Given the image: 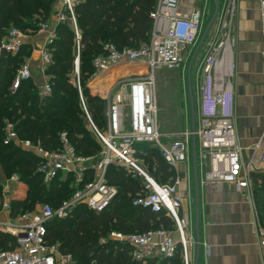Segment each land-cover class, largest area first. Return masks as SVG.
Segmentation results:
<instances>
[{"label": "built area", "instance_id": "built-area-1", "mask_svg": "<svg viewBox=\"0 0 264 264\" xmlns=\"http://www.w3.org/2000/svg\"><path fill=\"white\" fill-rule=\"evenodd\" d=\"M82 1L58 0L52 22L39 20L38 28L29 32L13 27L5 39L0 40V61L4 52L14 54L22 44L30 48V56L15 72L12 90H16L21 81L34 76L31 59L35 55L38 59L36 74L42 78L37 85L38 94L48 96L51 92L46 74L51 63L49 45L55 38L56 25L69 22L76 38L72 81L78 89L87 126L101 146V151L96 155H78L63 132L60 134L61 148L48 150L39 141L34 143L21 139L14 123L4 120L3 143H14L37 156V172L44 184L71 175L74 190L56 208L48 203H37L34 209L12 217L10 201L18 194H14V189L21 181L15 173L2 177L0 172V234L13 236L16 243L10 250L0 249V264H79L72 260L70 254L62 253L56 244L47 243L46 224L51 219L67 217L78 205H84L94 212L108 207L118 194V188L106 179L110 165L123 168L131 178L142 179L141 190L132 198L133 206L148 208L152 212L164 211L173 220L175 229L159 227L129 234L111 231L109 238L128 244L130 257L134 261L145 263L153 257L171 258L179 251L183 264H193L190 247L195 241L186 215L182 212L183 200L188 198L190 179L182 175L183 171L179 168L191 159L192 134L195 136V146L198 138L196 154L202 166L200 182L212 189L225 183H235L252 196L250 176L259 169L256 162L262 164L264 169V127L253 145L254 151L249 161L244 160L243 149L237 141L233 80L236 68L234 23L239 0H223L216 18L215 33L211 41L205 44L206 51L201 62L198 128L193 133L187 130L168 142H162L159 133L154 73L163 67H179L187 58V48L198 41L202 32V11L195 9L181 14L179 0H158L149 12L151 29L147 41H141L138 47L122 50H118L113 43L104 44V52L93 59L95 72L87 83L90 94L105 102L106 126L100 129L86 109L79 85L80 34L75 7ZM258 3L264 32V0H258ZM38 35H41L40 39H36ZM130 67L136 71L134 75L124 77L119 74L110 86L105 85V79L112 71L122 68L129 70ZM140 69L144 71L140 72ZM103 74L101 82L91 91L89 83ZM138 143L157 145L168 166L175 171L174 179L159 183L152 178L141 159L136 157ZM89 172L90 176L87 175ZM253 224L258 241L264 245V224L257 213ZM105 241L104 237L99 239L100 243ZM205 248L208 255L210 246L206 245Z\"/></svg>", "mask_w": 264, "mask_h": 264}, {"label": "trees", "instance_id": "trees-1", "mask_svg": "<svg viewBox=\"0 0 264 264\" xmlns=\"http://www.w3.org/2000/svg\"><path fill=\"white\" fill-rule=\"evenodd\" d=\"M57 2L0 0V40L10 26L24 32L35 31L37 22L47 20ZM155 3L156 0H83L75 7L80 34L79 85L86 109L100 129L106 126L105 102L90 94L87 86L95 72L93 59L104 52L105 43H113L118 50H122L138 47L141 41H147L151 29L149 12ZM55 33L49 45L51 63L46 70L51 85L48 96L38 94L35 74L12 90L17 68L30 56L27 44H22L14 54L4 52L0 61V172L2 177L17 174L27 186L24 197L10 201L12 217L34 209L37 203H48L56 208L74 188L71 186V175L44 184L37 172L39 158L14 143H3L4 120L14 123L21 139L34 143L39 141L48 150L61 148L60 134L64 132L67 142L78 155L87 157L101 151V146L87 126L78 89L71 79L76 55L74 31L65 21L56 25ZM126 71L129 70L122 68L112 71L105 79V85L110 86L119 74ZM143 71L140 69V72ZM100 76L89 83L91 91L101 82L104 74ZM136 157L161 183L174 179L175 171L168 166L157 146L151 143L136 144ZM251 178L254 204L260 222L264 224V171L252 173ZM106 179L118 188V194L110 205L100 212L78 205L67 217L51 219L46 224L47 243L56 244L62 253L70 254L85 264H183L179 251L171 258L153 257L145 263L134 261L130 257L128 244L109 238L111 231L129 234L159 227L174 230L175 224L164 211L152 212L148 208L132 205V198L141 190L142 179L131 178L123 168L114 165L107 168ZM101 237L106 239L105 243L99 242ZM15 245L13 236L0 234V249L10 250Z\"/></svg>", "mask_w": 264, "mask_h": 264}, {"label": "crops", "instance_id": "crops-1", "mask_svg": "<svg viewBox=\"0 0 264 264\" xmlns=\"http://www.w3.org/2000/svg\"><path fill=\"white\" fill-rule=\"evenodd\" d=\"M222 3L223 0H219L220 10ZM210 6H214L213 0H179L181 14L195 9L202 11L201 8ZM215 23L216 19L207 42L211 41L215 33ZM234 34L236 74L233 86L237 141L243 149L244 160L249 161L254 151L253 145L264 127V32L258 0H239ZM40 38L41 35L36 36V39ZM31 63L39 84L42 78L36 74L38 59L35 55ZM256 164L259 169L252 173L264 171L262 164ZM251 183L253 193L252 178ZM200 184L199 264H264V245L258 241L253 224L257 213L253 197L236 184L225 183L213 189L206 183ZM26 190L27 186L23 182L18 183L14 189V194H18L13 198L24 197ZM187 204L188 199H184L182 212L189 220ZM206 245L210 246L208 255ZM190 251L194 258L195 242Z\"/></svg>", "mask_w": 264, "mask_h": 264}, {"label": "rangeland", "instance_id": "rangeland-1", "mask_svg": "<svg viewBox=\"0 0 264 264\" xmlns=\"http://www.w3.org/2000/svg\"><path fill=\"white\" fill-rule=\"evenodd\" d=\"M57 5L58 3L55 4L52 12L48 16V20L50 22H52L54 19V12L57 8ZM201 9L203 13V28H202V32H203L213 13L214 6L206 7L204 9L201 8ZM218 13H220V11ZM13 27L14 26H10L5 31L6 34L2 37V39H5V36L7 35L8 31ZM212 29L213 26L208 31L207 36L205 38V42H207V39L212 32ZM196 43L187 48V58L179 65V67H172V68L163 67L161 69L156 70L154 73L155 96H156L157 109H158L159 133L161 135L162 142H168L170 140L176 139L180 137L187 130H190V109H189V101H188V93H187L186 72H187L189 59L195 49ZM204 51H205V45H202L193 62L191 69V87H192V95H193L194 111H195V128H198V116H199L198 105H199V88L201 84V62ZM135 73L136 71L133 69V67H130L129 71L122 73L120 76L125 77L127 75H134ZM71 79L72 80L74 79L73 74H71ZM153 146H157V145L154 144ZM196 147H198L197 137H196ZM196 165H197V174L199 179V193H200L201 191L200 175H201L202 166L200 160L198 159L197 154H196ZM144 167L146 168V171L152 178H154L157 182L161 183L158 177L152 175L151 171L146 165H144ZM180 169L181 171H183L181 174L187 175L190 179L189 193L187 198L188 216H189L188 223L192 238L195 241V235H194L195 234L194 233L195 192H194V185L192 180V156L190 161L188 163L182 164V167ZM252 197L254 198L253 193H252ZM199 209L201 210V205ZM200 210H199V234H200V216H201ZM72 260L80 264H85V262L84 263L79 262L74 258H72ZM193 264H194V258H193Z\"/></svg>", "mask_w": 264, "mask_h": 264}, {"label": "water", "instance_id": "water-1", "mask_svg": "<svg viewBox=\"0 0 264 264\" xmlns=\"http://www.w3.org/2000/svg\"><path fill=\"white\" fill-rule=\"evenodd\" d=\"M214 9L213 13L204 29L201 33L195 49L189 59L187 72H186V80H187V92H188V99L190 105V131L193 133L195 131V111H194V101L192 95V87H191V69L193 62L201 48L202 45H205V38L207 36L208 31L212 27L215 19L217 18L219 12V0H213ZM191 156H192V177H193V185H194V233H195V255H194V264H199V255H200V234H199V208H200V193H199V179L197 174V165H196V146H195V136L192 134L191 136Z\"/></svg>", "mask_w": 264, "mask_h": 264}, {"label": "bare ground", "instance_id": "bare-ground-1", "mask_svg": "<svg viewBox=\"0 0 264 264\" xmlns=\"http://www.w3.org/2000/svg\"><path fill=\"white\" fill-rule=\"evenodd\" d=\"M229 184V183H228ZM231 184H235V183H231Z\"/></svg>", "mask_w": 264, "mask_h": 264}]
</instances>
